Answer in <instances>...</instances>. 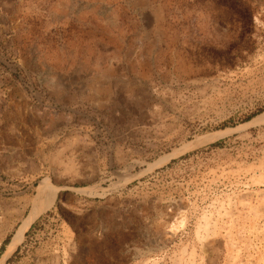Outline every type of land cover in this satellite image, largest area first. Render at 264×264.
Here are the masks:
<instances>
[{
	"label": "rangeland",
	"instance_id": "374dc122",
	"mask_svg": "<svg viewBox=\"0 0 264 264\" xmlns=\"http://www.w3.org/2000/svg\"><path fill=\"white\" fill-rule=\"evenodd\" d=\"M262 113L264 0H0V264H264Z\"/></svg>",
	"mask_w": 264,
	"mask_h": 264
},
{
	"label": "bare ground",
	"instance_id": "6f19581e",
	"mask_svg": "<svg viewBox=\"0 0 264 264\" xmlns=\"http://www.w3.org/2000/svg\"><path fill=\"white\" fill-rule=\"evenodd\" d=\"M264 123V113L258 115L251 121L247 122L246 124H243V126H248V125H253V124H262ZM217 136H207L203 138H199L195 141H192L188 144H185L183 147H180L179 149L173 150L171 153L162 156L159 160H157L152 166H157L165 161H167L169 158L175 156L176 154H179V152L185 151L187 149H191L196 147L199 144L205 143L207 141L215 139ZM59 187L53 185L49 180H46L42 182L40 185L37 194L35 195L32 203L30 210L28 211L27 214H25V217H23L20 221V224L14 233L11 241L6 247V250L4 252V258H7L18 246V244L21 242L25 231L28 229L32 221L44 210L49 208L52 203L55 200L57 191ZM2 231V230H1ZM4 236V232H0V243L2 241V238Z\"/></svg>",
	"mask_w": 264,
	"mask_h": 264
},
{
	"label": "trees",
	"instance_id": "16d2710c",
	"mask_svg": "<svg viewBox=\"0 0 264 264\" xmlns=\"http://www.w3.org/2000/svg\"><path fill=\"white\" fill-rule=\"evenodd\" d=\"M7 241H8V239H7V238H6V239H4V241H3V243H2V245H1V247H0V251H1V249L4 247L5 243H7Z\"/></svg>",
	"mask_w": 264,
	"mask_h": 264
}]
</instances>
